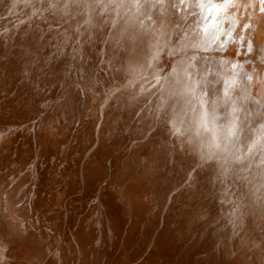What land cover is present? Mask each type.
<instances>
[{"label":"bare ground","instance_id":"obj_1","mask_svg":"<svg viewBox=\"0 0 264 264\" xmlns=\"http://www.w3.org/2000/svg\"><path fill=\"white\" fill-rule=\"evenodd\" d=\"M195 1L139 0L142 6H138L136 0H0V109L8 112L12 105L19 107L22 100L34 94L40 96L33 97V108L49 100L46 114L33 122L32 130L15 145V152L23 155L19 163L23 165L33 156L52 155L62 164L67 180L78 178L86 187L89 168L101 163V145L114 131V117L109 115L111 100H124L135 90L146 97L147 104L142 111L147 120L141 137L153 134L163 121L177 130L182 140L193 142L196 158L183 180L197 183L198 170L194 168L209 164L230 168L241 161L247 168L244 161L259 153L255 173L264 191V150L260 152L264 149V0ZM195 20L199 26L196 32L192 29ZM87 28L103 35L93 50L83 33ZM78 35L81 39L75 44ZM79 67L96 76L82 83L84 101L95 95L93 107L80 116L74 134L63 136L58 133L62 106L63 114L81 112L76 108L81 97L75 82ZM46 84L49 94L47 89L41 91ZM59 85L63 90L57 97ZM21 114L1 119L2 130L9 132L13 123H19L16 119ZM73 127L69 125L66 130ZM133 128L129 126L128 133L136 139L140 136ZM19 131L22 128L17 126L16 134ZM1 137L0 145L11 147L6 136ZM48 142L52 143L50 150L45 146ZM76 150L80 151L78 158ZM249 174L253 177V169ZM131 187L127 194L121 184L116 190L119 199L130 200L134 191ZM18 189L5 188L6 199L15 202ZM35 203L29 201L27 205L31 208ZM244 203L240 201L241 209L236 214L244 210ZM72 204L66 207L67 218L76 214ZM97 204L99 212L112 210L118 215L107 192L99 193ZM125 213L133 214L131 210ZM80 214L91 217L86 210ZM9 220L14 228V219ZM168 235L170 231L165 228L159 237H166L164 242ZM0 236L13 242L22 239L1 220ZM89 236L95 238L96 234L91 232ZM99 237L107 242L106 233L101 232ZM39 238L32 236L24 245L36 251L41 261L46 258L47 246ZM66 240L70 243V237ZM68 256L61 248L45 264H67ZM219 257L220 253L214 256V264H225ZM3 259L6 255L0 250V264H6ZM152 261L147 257L141 264Z\"/></svg>","mask_w":264,"mask_h":264},{"label":"rangeland","instance_id":"obj_2","mask_svg":"<svg viewBox=\"0 0 264 264\" xmlns=\"http://www.w3.org/2000/svg\"><path fill=\"white\" fill-rule=\"evenodd\" d=\"M192 29L196 32L198 24ZM83 33L92 50L98 38L103 37L92 28ZM80 39L81 35H78L75 44ZM67 67L72 66L67 63ZM78 72H73L81 91L76 108L79 107L82 113L78 110L77 114H63L62 106L58 133L63 136L74 134L80 116L93 107L95 95L90 88L93 97L84 101L82 83L96 76L88 75V69L80 67ZM48 86L46 84L41 91ZM62 88L63 85H59L56 90L57 97ZM16 90L11 92V97L15 96ZM46 91L47 94L51 92L50 89ZM66 95L67 92L63 93L60 99ZM35 96L40 95H29L22 100L19 105L22 108L12 105L8 112L0 109V120L22 113L16 119L20 125L13 123L9 132L0 127V141L4 134L11 145H0V220L13 234L22 238L13 242L0 236V250L6 255L2 260L4 263L45 264L49 256L65 248L69 254L67 264H141L147 257L153 260L152 264H214L213 258L219 253L225 264H264V191L255 173V158L261 157L259 153L252 160L244 161L247 168L241 166V161L238 166L230 168L218 163L209 164L194 168L198 170L197 183L183 180L196 158L193 142L188 138L182 140L180 133L163 121L153 134L141 137L147 120L142 114L147 107L146 97L133 90L124 100H111L109 115L114 117V131L102 143V161L89 168L88 184L83 187L78 178L67 180L61 171L62 164L56 163L52 155L33 156L23 165L19 163L23 155L15 152V145L32 130L31 124L47 111L46 102L49 100L38 101V108L30 106L35 102ZM150 101L151 98L148 104ZM9 114L12 116H5ZM127 124L128 128H125ZM69 125L74 126L73 129L66 130ZM17 126L22 131L16 134ZM129 126H133L140 137L131 139ZM81 131L83 134L82 128ZM85 142L82 139V143ZM51 145V142L46 143L47 150ZM60 146L63 148V144ZM79 152L76 150L75 158ZM251 169L253 177L249 174ZM121 184L127 194L129 185L132 186L134 191L129 195L130 200L119 199L116 190ZM5 188L12 191L23 188V191L18 189L14 202L6 199ZM101 191L107 192L118 215L112 210L98 211ZM57 192L61 194L55 195ZM165 192H169L168 195ZM166 195L167 201L163 204ZM241 200L246 201L242 204L244 210L236 214L241 209ZM29 201L38 203L29 208ZM70 203H73L76 214L67 218L66 207ZM82 210L88 211L91 217L81 216ZM128 210L132 211V216L126 215ZM10 218L16 223L14 228ZM165 228L170 235L163 242L166 237L159 236ZM91 232L96 234L95 238L89 236ZM101 232L107 234L106 243L99 237ZM32 236L41 237L39 239L47 246L44 260L39 261L41 258L37 252L24 245V241ZM68 237L70 243L66 240Z\"/></svg>","mask_w":264,"mask_h":264},{"label":"snow or ice","instance_id":"obj_3","mask_svg":"<svg viewBox=\"0 0 264 264\" xmlns=\"http://www.w3.org/2000/svg\"><path fill=\"white\" fill-rule=\"evenodd\" d=\"M181 2H183V0H181ZM136 3H137L138 6H142V5H139V0H136ZM145 3H147V0H145ZM200 6L203 7L204 5L201 4Z\"/></svg>","mask_w":264,"mask_h":264}]
</instances>
